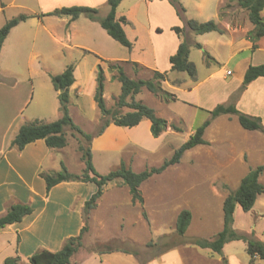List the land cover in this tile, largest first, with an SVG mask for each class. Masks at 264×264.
<instances>
[{"label":"rangeland","instance_id":"374dc122","mask_svg":"<svg viewBox=\"0 0 264 264\" xmlns=\"http://www.w3.org/2000/svg\"><path fill=\"white\" fill-rule=\"evenodd\" d=\"M145 1L124 0L118 10L119 16H125L129 20L125 30L133 44L131 49L121 46L108 36L98 22V30L93 38L88 37L90 41L88 48L92 52L89 54H84L77 48L55 47L46 41L44 31L35 35L37 30L35 28L30 30L26 36L30 40L20 51L18 64L14 67L7 58L9 55L3 59L0 75L3 78L7 76V72H14L16 81L9 86L3 83L5 85L0 87V147L5 141L6 130L11 123H28L27 121L31 122L38 118H42L43 122L55 120L56 105L59 103L51 80L48 78L30 80L25 77L30 73V68L27 66L31 64L30 61L36 54L41 55L47 66L46 70L52 75L61 74L69 64L80 66L77 86L81 98L79 106H71L70 114L75 124L84 132L93 134L97 131L101 114L94 101V93L99 64L106 73L104 99L109 109L116 108L117 98L121 93L120 83L112 79L116 71L109 70V64L102 63L100 59L112 63L124 59H139L153 64L152 54L145 45L148 42L146 29L141 27L142 35H140L139 26L133 25L137 19L140 21L144 19ZM19 2H26L28 6L35 7L32 0H19ZM189 3L191 2L186 1V4ZM21 13L28 12L18 8H8L0 12V28ZM191 13V16L198 14L193 11ZM220 18L232 23L248 22L247 11L239 7L237 0L224 1ZM52 29L57 32L63 31L58 25H53ZM136 36L139 37L137 43L134 39ZM213 37L214 46L209 45L207 49L199 50L191 44L199 37L193 33L187 34V40L190 42V60L195 63L200 80L205 78L210 68L212 71L217 70L218 67L213 59L211 60L213 55L218 56L224 63L229 55L226 47L215 43V39H219L216 33L200 40ZM162 61L161 66L166 67L165 60ZM147 66L156 69L152 65ZM124 67L126 74L132 79L148 80L153 77V70L134 65H124ZM174 74L189 79L186 73ZM174 78L169 77L170 84L180 86L175 84L182 83V79ZM168 86L166 82L163 83L165 90L178 96L177 101L164 102L161 97L146 89L136 96L137 101L152 107L157 116L168 122L167 131L158 138L153 137L150 128L148 129V120L134 128H111L112 130H109L105 136L95 138L91 143L93 163L98 173L108 174L117 169L121 163H125L137 173L159 167L172 157L175 150L189 139L197 127L211 119L206 108L212 110L214 100L210 101L207 98L205 89L198 92L190 91L189 94L184 87L181 91H175ZM185 87L189 89L188 85ZM26 99H29L27 106ZM125 111L127 109L123 110ZM173 125L180 128V132L173 129ZM66 134L68 146L63 150L52 151L51 156L46 159L45 167L50 170L49 172H58L62 170L64 164L69 172L81 174L84 163L78 150V141L72 137L69 129H66ZM204 139L208 142L207 145L187 151L179 164L169 167L162 174L142 184L140 192L144 199L143 205L132 203L128 187L121 182L110 183L103 197L98 201V207L90 214L89 231L84 235L82 247L72 257L71 264H162L159 261L163 255H179L177 264H221L223 258H226L229 264H250L248 242L264 243V194L259 196L250 212H244L239 205L235 208L233 227L247 241L227 243L223 248V256L216 255L212 259L208 258L209 250L197 248L190 243L196 239L212 240L222 231L225 198L238 189L242 178L251 169L264 166V135H250L237 121L229 122L224 118L215 122L214 119L211 120ZM260 182L264 185V172L260 176ZM93 187L96 188L94 184ZM8 191H10L9 196H5V189L0 195V212L7 210L10 199L15 200L11 197L15 187H10ZM183 210L191 212L192 221L186 234L180 236L176 230V221ZM41 219L46 221L44 216ZM50 220L52 221L49 225L52 227L55 219ZM40 231L42 232L35 241L44 244L50 240L49 233L47 237L44 230ZM102 244L128 252L96 254L98 252L95 251L103 250V246H98ZM19 246L15 232L10 229L0 231V264H4L7 258L17 256L22 258L20 264H30V261L23 256L25 254L20 253ZM93 252L98 258L91 255L94 254ZM254 263L264 264V260L256 258Z\"/></svg>","mask_w":264,"mask_h":264},{"label":"crops","instance_id":"0c3cea01","mask_svg":"<svg viewBox=\"0 0 264 264\" xmlns=\"http://www.w3.org/2000/svg\"><path fill=\"white\" fill-rule=\"evenodd\" d=\"M123 1L117 8L116 16L118 19L125 17L118 15V10ZM186 1L191 3L188 5L186 4ZM224 1L225 0H181V4L186 10L184 17L185 20L194 19L199 22H208L211 20L214 21L215 19L218 22L215 21L218 26L225 31L223 35L216 33L219 36V39H215V43L228 49V58L224 63L218 56L213 55L212 59L218 68L214 71L210 68V72L205 78H203V80L199 79L198 69L195 81L190 78L186 79L175 75V72H170L171 64L169 59L177 52L180 45V39L173 31V28L184 27L185 23L178 16L176 9L167 0H146L144 19L141 21L137 19V24L133 23L134 27L137 25L139 26L138 34L140 35H142L141 27L146 29L148 42L145 43V45L152 54L151 57L153 58V64H148V62L139 59H124L116 61V63L124 62L125 65H133V63H137L139 68H145L151 71L153 69L148 68L147 65H152V67L156 68L153 71H169V77L181 78L182 83L180 86H172L170 82L167 81L166 83L169 85L168 87H172L175 91H181L184 87L188 90L189 94L190 91L198 92V90L205 89L207 92V98L210 101L214 100V108L218 105L229 106L233 104L241 113L259 118L264 127V77H260L251 82L237 98L233 99V96L238 94V91L243 84L247 69L250 66L264 65V37L255 43L254 48V44L247 37L248 33L253 30V25L250 23L249 19L248 22L244 21L242 23H238L237 21L236 23L223 21L220 18V10L224 5ZM107 2L108 0H32L33 5H35V7L32 8L28 6L26 2H19V0H11L10 2H3L0 0V12H4L8 8H18L24 12H28L21 14L32 16L27 21L14 27L6 38L0 53V72L2 70L3 59L6 58L7 55H9L7 58L13 63L14 67L18 64L20 59L19 53L26 45L27 41L30 40L27 39L26 36H28L30 30L34 28L37 30L35 35H38V32L44 31L46 34V41L51 43V45L53 44L55 47L62 49L77 48L82 50L84 54L92 53L88 48V45H90L88 37L91 36V38H93L94 33L98 30L97 22H93L86 18L82 19V17L73 21L69 18L41 15L62 7L87 6L98 8L99 16L103 18L108 15L110 10ZM190 6L192 7L189 8ZM192 11L197 12V16H191ZM261 15L264 17V9L261 12ZM128 24L129 20L126 18V25ZM53 25H58L63 31L57 32L53 30ZM126 25L124 26V29ZM59 32L61 34H59ZM187 32L191 35L188 30ZM214 33L215 32L196 35L199 39L193 40L191 44L194 45L195 43H199L202 45L203 50L207 49L209 45L214 46V37L205 39L204 41L200 40V38H208L209 36L214 35ZM138 38V36L134 38L136 43L139 41ZM162 59L165 60L166 67L161 66V64H163ZM30 63L31 64L27 66L30 68V73L25 77L30 80L35 78H48L51 80L50 76L52 74L46 70L47 66L43 59H41V55H34ZM79 69L80 66H75L74 76L76 81L70 89V109L72 105L79 106L78 103L81 98V92L77 86ZM6 75L7 76L3 78L0 75V87L5 84L9 86L16 81V75L14 72H7ZM186 85H188L189 89L185 87ZM184 92L185 91H183V93ZM197 99L199 100V97H197ZM208 99H206V101H209ZM28 103L29 99H26L25 105L27 106ZM59 107L60 105H56V116L53 121H56L61 117ZM201 109L205 108L201 107ZM206 110L211 111V109L208 110L207 108ZM224 118L229 122L237 121L239 123L238 118L235 115H222L215 118L214 122ZM33 121H42V118ZM27 122L29 123L30 120ZM24 124H26V122H21L19 124H17V122L11 123L6 130L5 141L0 147V195L5 189V196H9L10 191H8V189L14 186L15 191L11 197H14L15 200L10 199L8 208L12 204L22 203L30 205L34 210L33 213L24 218L22 222L5 228L10 229L17 234L20 253L25 254L23 256L29 260L32 255L41 250H48L50 252L61 250L68 239L80 234L83 226L82 213L84 203L93 193H95L96 188L94 189L93 184L91 183L63 182L56 185L49 193H47L46 184L41 177V173H55L49 172L50 170L45 167L46 159L51 156L52 151H55V149L48 148L44 140H38L31 143L22 151H19L16 148H11V142L18 133L20 127ZM150 126L151 123L149 121L148 129ZM115 127L118 126H109L100 138L105 136L109 130H112L111 128ZM244 131L253 136L263 134L259 131ZM7 210H1L0 217L4 216L7 213ZM43 216L46 218V221L41 219ZM50 219H55V224L52 227L49 225L52 221ZM40 230H44V234L47 237V233H49L50 240L44 244L36 243L35 241L39 236L38 234L42 232ZM93 253L94 254L91 255L98 258V255L96 254L99 253ZM208 258L212 259L214 257L208 255ZM179 259V255H163L159 262L162 264H177Z\"/></svg>","mask_w":264,"mask_h":264},{"label":"trees","instance_id":"16d2710c","mask_svg":"<svg viewBox=\"0 0 264 264\" xmlns=\"http://www.w3.org/2000/svg\"><path fill=\"white\" fill-rule=\"evenodd\" d=\"M123 0H108L107 4L110 8L107 16L101 18L99 16V9L87 6H72L55 9L49 13L41 16H55L60 18H69L70 20H77L81 16L87 19L98 22L100 26L107 32V34L118 42L121 46L131 49L132 42L128 39L124 26L126 25V18H117V8ZM175 9L178 16L184 21V27H174L173 31L180 39V45L177 52L170 57L171 64L170 72L186 73L187 76L195 81L197 77V67L195 63L190 60V42L187 40V30L195 35H204L208 33H218L223 35L224 29H221L218 24L211 20L208 22H199L194 19L185 20L186 10L181 4V0H167ZM241 9L247 11L248 19L253 25V30L247 35L248 39L254 44L264 37V17L261 12L264 9V0H237ZM32 16L27 14H20L8 20L0 28V53L2 47L11 30L22 22L27 21ZM195 48L202 50V45L194 44ZM207 54V53H206ZM208 55V54H207ZM209 58H211L209 56ZM212 60V58H211ZM102 63L109 64V70L116 71V75L112 77L121 85V93L117 98L116 108L109 109L104 99L106 73L101 64L98 65V72L96 75V88L94 93V101L100 111V125L95 133H86L78 127L71 114L70 89L75 83V66L69 65L66 69L58 75H51V82L54 89L58 92L59 110L61 117L53 122L33 121L22 125L11 142V148H16L22 151L27 145L38 140H44L47 147L50 149L60 150L68 146V139L66 129L71 131L72 137L78 141V150L81 153V160L84 163V170L81 174H74L69 172L64 164L62 170L55 173H41V177L46 184L47 193L51 191L56 185L63 182H81L91 183L96 186V191L84 203L83 208V226L78 236L68 239L63 248L57 252H50L48 250H41L36 252L29 258L30 264H71L72 257L82 247L84 235L89 231L90 214L98 207V201L104 195L106 187L113 182H121L128 187L133 204L139 203L143 205L144 199L140 192V187L144 182L150 178L162 174L169 167L180 163L184 154L201 145H207L208 142L204 139L206 129L211 125V120L222 115H235L238 118L240 126L246 131H259L264 134V127L259 118L245 115L237 110L235 105H218L213 110L208 111L211 119L206 120L202 125L197 127L190 135L189 139L183 143L172 157L165 160L159 167H152L145 169L142 172H135L128 168L125 163L102 175L98 173L93 163V152L91 143L95 138L102 136L107 128L115 125L122 128H134L138 126L143 120L150 121V131L153 137L158 138L165 133L169 127L168 122L157 116L155 110L147 104L137 101L136 96L139 95L143 89L159 96L164 102L177 101L175 94L168 92L163 88V83L169 80V71L159 72L153 71V77L148 80H135L130 78L125 71L124 62L112 63L101 59ZM138 67L137 63H133ZM264 77L263 66H250L244 76V81L238 94L233 96L237 98L239 94L246 89V87L254 80ZM177 82L175 85H180ZM124 109L127 111L123 112ZM173 129L180 132V128L173 125ZM264 172V166H258L251 169L249 173L241 180L237 190L231 192L224 200L223 212L224 222L223 229L214 239H196L190 244L210 251V257L223 256L224 246L232 241H247V239L237 233L234 229V212L236 206H240L244 212H250L258 197L264 194V185L260 182V176ZM33 208L30 205L16 203L12 204L7 213L0 217V231L6 227L20 223L24 218L33 213ZM144 217L146 214H143ZM192 214L189 210H183L179 213L176 221V230L178 235L184 236L191 224ZM103 250H98L99 254L124 252L128 251L113 249L108 244H102ZM247 252L251 257L250 264H255V259L264 260V243L248 242ZM20 257L7 258L4 264H20ZM221 264H229L226 258H223Z\"/></svg>","mask_w":264,"mask_h":264}]
</instances>
